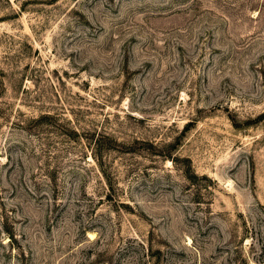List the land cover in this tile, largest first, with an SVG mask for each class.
Listing matches in <instances>:
<instances>
[{
  "label": "rangeland",
  "instance_id": "rangeland-1",
  "mask_svg": "<svg viewBox=\"0 0 264 264\" xmlns=\"http://www.w3.org/2000/svg\"><path fill=\"white\" fill-rule=\"evenodd\" d=\"M0 264H264V0H0Z\"/></svg>",
  "mask_w": 264,
  "mask_h": 264
}]
</instances>
